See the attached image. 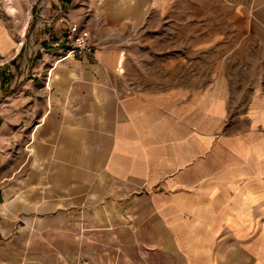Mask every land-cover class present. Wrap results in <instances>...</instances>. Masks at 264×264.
Returning a JSON list of instances; mask_svg holds the SVG:
<instances>
[{
	"label": "crops",
	"instance_id": "0c3cea01",
	"mask_svg": "<svg viewBox=\"0 0 264 264\" xmlns=\"http://www.w3.org/2000/svg\"><path fill=\"white\" fill-rule=\"evenodd\" d=\"M41 2L81 31L92 12L143 36L73 55L60 41L66 25L47 23L31 30L21 73L18 50L0 68V240L11 247L0 264L16 256L22 211L40 217L25 242L40 236L50 257L264 264V86L250 79L241 97L240 75L225 69L235 44L171 37L222 27L237 1H200L197 17L194 0ZM16 32L2 28V51Z\"/></svg>",
	"mask_w": 264,
	"mask_h": 264
},
{
	"label": "rangeland",
	"instance_id": "374dc122",
	"mask_svg": "<svg viewBox=\"0 0 264 264\" xmlns=\"http://www.w3.org/2000/svg\"><path fill=\"white\" fill-rule=\"evenodd\" d=\"M41 1L42 0H0V31L2 28H6V30H10L11 32L17 31V39L14 47L4 51H2L3 41L0 33V56H2L0 68L8 66L11 62V57H13L18 50L19 52L13 60L17 59V73H21V70L18 68H20L21 65L24 66L28 59V54L30 52L28 45L31 41V30H33V28L40 26L45 27L47 23L53 24L57 22L62 26V29H64V25H66L67 22H71V14L65 11L64 13L60 12L54 15H43L42 11L44 8ZM200 1L203 0H194L192 5L193 17L202 16L207 12L203 5L208 3ZM236 1V4H238L236 6V15L231 11L225 10V17L221 19L223 22L222 27L209 28V31L201 33L200 31H196V29H201L200 26L193 25L192 34L184 32L183 34L171 35V37L188 41H224L226 51L227 48L232 49L233 44H235L236 66L226 65L225 69L228 72H236V74L240 75L241 81L236 82V85L240 86V95L243 97L247 95L248 90L252 88L254 84L251 80H260V82H257V85L264 86V81H262V75H264V0ZM110 4L111 3H106L105 1L101 2L102 8L106 6L107 9H110ZM85 15L87 17L86 20L91 21L90 25L93 24V26L89 25L90 27L86 29L87 35L93 42L121 41L126 40V38L134 40L136 37L142 38L143 36L129 33L122 34L120 32L121 23L116 25L119 19L113 18L114 23L111 24V19L108 17V19H105V14L96 20L92 19V17H94L92 12H86ZM221 20L218 21L221 23ZM235 26L236 33L233 32V27ZM221 28H223V30ZM231 49H229L230 51L228 52H231ZM234 69L236 71H233ZM232 92H236V89L231 91V95ZM31 218L34 219L32 222L34 223L33 225L30 224ZM36 219H40V217L25 214V211L18 213L15 225L12 226L13 229L11 231V237L15 239L16 256L14 259L11 258L10 264H90L89 258L78 261L70 255L65 258L50 257L49 252L47 253L41 249L42 242L40 241V236L37 237L36 242L33 241L32 244H27L24 240L26 227H29L30 230L32 228L35 229ZM28 222L30 225L26 226L25 224ZM70 228L69 226L66 227L70 232L69 234H67L68 232L66 230L65 237L62 235L63 239L65 238L67 241L63 243L66 252L69 245H71V241H68L69 238L72 239ZM30 230L28 232H31ZM39 233L38 231L37 234L39 235ZM54 238L56 237L54 236ZM7 243L8 241L5 242L0 240L1 254L8 255L9 250H11V247ZM28 247L32 249H28ZM117 260L120 261L122 259L118 258Z\"/></svg>",
	"mask_w": 264,
	"mask_h": 264
},
{
	"label": "built area",
	"instance_id": "2783aa9c",
	"mask_svg": "<svg viewBox=\"0 0 264 264\" xmlns=\"http://www.w3.org/2000/svg\"><path fill=\"white\" fill-rule=\"evenodd\" d=\"M85 31H81L78 26L72 22H67L64 34L61 36V42H67L69 47L66 49V54H79L91 52L94 42ZM0 56V64H1Z\"/></svg>",
	"mask_w": 264,
	"mask_h": 264
}]
</instances>
